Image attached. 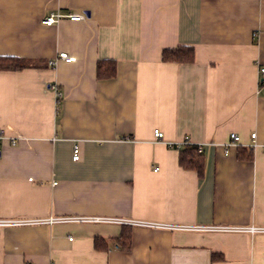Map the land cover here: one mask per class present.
<instances>
[{
    "label": "crops",
    "instance_id": "crops-1",
    "mask_svg": "<svg viewBox=\"0 0 264 264\" xmlns=\"http://www.w3.org/2000/svg\"><path fill=\"white\" fill-rule=\"evenodd\" d=\"M0 56L34 64L0 71V218L124 221L0 228V264H264V0H0Z\"/></svg>",
    "mask_w": 264,
    "mask_h": 264
},
{
    "label": "built area",
    "instance_id": "built-area-1",
    "mask_svg": "<svg viewBox=\"0 0 264 264\" xmlns=\"http://www.w3.org/2000/svg\"><path fill=\"white\" fill-rule=\"evenodd\" d=\"M85 14H75V13H69L65 14L62 12H53L49 16H46L43 19V24L46 26H53L55 24H58L63 19H67L72 22H80L85 20ZM59 58L64 60L65 62H72V57H70L66 52H61L59 54ZM51 65H54V62H51ZM260 74L262 77H264V68H261ZM261 84L264 88V79L261 80ZM52 89L56 92L57 98L60 100L63 97V94L59 92L57 89V86H53ZM154 135L157 139H163L164 135L163 132L160 130H155ZM252 139L255 140L256 134H253ZM0 138H2V134H0ZM233 143L238 144L240 142V136L233 134L231 137ZM198 150L200 153L203 152V147L197 145ZM81 158V150L80 146L78 144H75L73 148V159L74 161H79ZM101 222H107V223H119L124 222L121 220H116L112 218H97V217H54L51 216L50 218L46 219H11V218H0V228H15V227H24V226H33V225H55V224H63V223H101ZM126 223L131 224H138V225H147V226H154L159 228H165L169 230H184V231H246V229L241 228H226V227H195V226H184V225H158V224H148L143 222H132L127 221ZM249 231L252 232H264V229L261 228H252Z\"/></svg>",
    "mask_w": 264,
    "mask_h": 264
},
{
    "label": "trees",
    "instance_id": "trees-1",
    "mask_svg": "<svg viewBox=\"0 0 264 264\" xmlns=\"http://www.w3.org/2000/svg\"><path fill=\"white\" fill-rule=\"evenodd\" d=\"M162 60L165 63H179V64H193L195 62L194 47L180 46L173 49L164 50L162 53ZM34 64L31 61L18 57L0 56V71H21L32 68ZM116 63L113 61H101L98 65V77L100 79L113 78L116 73ZM245 151L244 149H241ZM242 155V154H241ZM252 158V155H247ZM180 165L184 169L196 170L200 176L204 172V158L198 150L197 145L189 143L184 144L180 149ZM123 249H129L131 245V235L123 234L119 239ZM96 247L101 248L102 241L97 239ZM217 256H215V259Z\"/></svg>",
    "mask_w": 264,
    "mask_h": 264
}]
</instances>
